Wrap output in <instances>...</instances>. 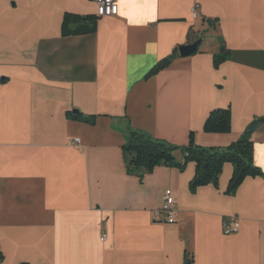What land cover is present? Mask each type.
<instances>
[{"label": "crops", "instance_id": "crops-1", "mask_svg": "<svg viewBox=\"0 0 264 264\" xmlns=\"http://www.w3.org/2000/svg\"><path fill=\"white\" fill-rule=\"evenodd\" d=\"M118 5L96 32L64 36V15H97L95 0H0V264H264L263 177L228 194V163L218 186L192 192L194 163L141 181L122 149L129 126L179 146L193 132L226 147L264 116V0ZM198 40L196 53L179 54ZM222 45L231 55L215 67ZM219 107H231L232 132L206 133ZM251 139L264 171V123ZM167 189L174 223L158 213ZM226 220L238 232L225 234Z\"/></svg>", "mask_w": 264, "mask_h": 264}, {"label": "trees", "instance_id": "trees-1", "mask_svg": "<svg viewBox=\"0 0 264 264\" xmlns=\"http://www.w3.org/2000/svg\"><path fill=\"white\" fill-rule=\"evenodd\" d=\"M98 20L99 17L95 14L79 15L68 12L62 21V35L94 33L97 31ZM177 54L178 49L171 55L160 59L145 78L149 79L168 68ZM230 55L231 51L222 45L220 52L214 55V66L219 67L230 58ZM7 81V77L0 76V83ZM68 116L88 124H96L98 118L97 115H86L79 111H70ZM262 123H264V116L256 118L237 140L232 141L226 147L203 146L196 142L193 132L188 144L179 146L129 126L126 141L122 146L126 170L129 174L138 175L143 181L144 175L153 172L156 167L167 166L183 172L190 163H194L196 172L190 182V189L195 192L199 187L205 185L218 186L224 166L229 163L233 166V172L226 192L234 194L247 177L264 178V171L254 162V143L251 139L253 132ZM203 130L206 133L215 134L231 133V107H219L211 110L204 122Z\"/></svg>", "mask_w": 264, "mask_h": 264}, {"label": "built area", "instance_id": "built-area-1", "mask_svg": "<svg viewBox=\"0 0 264 264\" xmlns=\"http://www.w3.org/2000/svg\"><path fill=\"white\" fill-rule=\"evenodd\" d=\"M98 5L97 16L99 18L105 16H115L119 12L118 0H95ZM198 7L199 5H195L193 8L194 16L198 15ZM78 142V140H76ZM159 214H163L165 221L167 223L176 222V214H175V197L171 189H167L165 192L164 203L161 209L158 212ZM223 230L225 234H233L238 232L239 224L238 222H234L231 224L229 221H225L223 225Z\"/></svg>", "mask_w": 264, "mask_h": 264}, {"label": "water", "instance_id": "water-1", "mask_svg": "<svg viewBox=\"0 0 264 264\" xmlns=\"http://www.w3.org/2000/svg\"><path fill=\"white\" fill-rule=\"evenodd\" d=\"M200 42L201 41L198 40L197 42L192 43V44H186V45L179 46V54L185 57V56H190L196 53L199 49Z\"/></svg>", "mask_w": 264, "mask_h": 264}, {"label": "rangeland", "instance_id": "rangeland-1", "mask_svg": "<svg viewBox=\"0 0 264 264\" xmlns=\"http://www.w3.org/2000/svg\"><path fill=\"white\" fill-rule=\"evenodd\" d=\"M205 39H207V40H212L213 38H212L211 34H209V35H205ZM214 39H215V38H214Z\"/></svg>", "mask_w": 264, "mask_h": 264}]
</instances>
